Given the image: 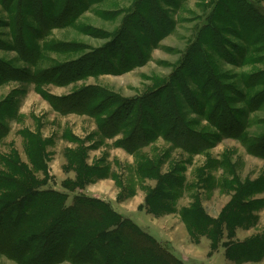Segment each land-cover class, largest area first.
I'll return each mask as SVG.
<instances>
[{"label": "rangeland", "instance_id": "1", "mask_svg": "<svg viewBox=\"0 0 264 264\" xmlns=\"http://www.w3.org/2000/svg\"><path fill=\"white\" fill-rule=\"evenodd\" d=\"M25 190L264 264V0H0V205Z\"/></svg>", "mask_w": 264, "mask_h": 264}, {"label": "trees", "instance_id": "2", "mask_svg": "<svg viewBox=\"0 0 264 264\" xmlns=\"http://www.w3.org/2000/svg\"><path fill=\"white\" fill-rule=\"evenodd\" d=\"M21 198L0 205L4 226L10 223L1 253L21 264H183L105 204L78 197L69 207L61 194L32 190Z\"/></svg>", "mask_w": 264, "mask_h": 264}]
</instances>
